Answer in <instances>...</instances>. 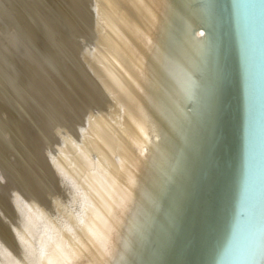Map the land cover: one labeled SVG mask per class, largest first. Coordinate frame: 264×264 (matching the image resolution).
<instances>
[{
	"label": "bare ground",
	"instance_id": "6f19581e",
	"mask_svg": "<svg viewBox=\"0 0 264 264\" xmlns=\"http://www.w3.org/2000/svg\"><path fill=\"white\" fill-rule=\"evenodd\" d=\"M143 1L148 14L136 16ZM161 1L166 35L143 63L137 34L158 0H0V264H95L105 230L116 241L102 264H146L160 179L184 152L179 92L202 38L187 2ZM149 133L163 134L162 149ZM144 145L142 162L132 150Z\"/></svg>",
	"mask_w": 264,
	"mask_h": 264
},
{
	"label": "water",
	"instance_id": "95a60500",
	"mask_svg": "<svg viewBox=\"0 0 264 264\" xmlns=\"http://www.w3.org/2000/svg\"><path fill=\"white\" fill-rule=\"evenodd\" d=\"M184 1L195 15L191 36L202 38L192 39L188 88L179 92L184 152L160 179L166 187L154 206L159 218L150 222L146 264H264V0ZM165 8L158 0L155 28L153 22L137 34L140 62L149 60L158 32L160 44L166 35ZM134 13L148 14L147 2ZM147 135L162 149L163 134ZM151 150L136 147L132 155L145 162ZM102 234L89 258L95 264L109 261L116 241L109 230Z\"/></svg>",
	"mask_w": 264,
	"mask_h": 264
}]
</instances>
